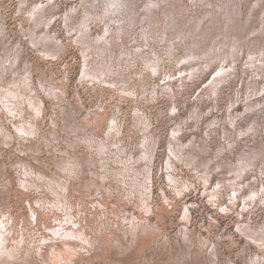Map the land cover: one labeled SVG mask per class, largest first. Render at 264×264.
Returning a JSON list of instances; mask_svg holds the SVG:
<instances>
[{"label": "rangeland", "instance_id": "rangeland-1", "mask_svg": "<svg viewBox=\"0 0 264 264\" xmlns=\"http://www.w3.org/2000/svg\"><path fill=\"white\" fill-rule=\"evenodd\" d=\"M149 1L134 0L137 13L133 16L115 12L117 16L122 13L120 20L112 22L109 40L103 43L108 49L105 55L110 69L98 78L84 76L83 50L87 43L79 33L84 13L82 0H0V69L5 52L17 51V66L31 64L32 79L43 103L40 112L33 111L36 130L24 135L26 140L18 137L14 127L15 137L9 143L4 142L7 136L0 135V157L8 166L23 157L42 169L55 171L56 147L65 149L69 145L64 111L72 110L87 133L95 136L92 143L98 149V142L108 141L111 118L117 114L121 119L117 138L122 140L124 149L120 155L129 159L136 154L138 158L144 151V133L137 121L142 113L148 124L146 132L153 136L152 141L155 139L150 143L153 155L150 176L146 178L148 199L135 190L138 187L124 185L111 174L103 179L105 173L98 154L87 141L78 138L76 148L70 150L84 160L83 172L79 178L68 181V213L89 236L97 238L100 247L92 254L76 246H61L60 253L69 264H212L210 250L217 243V264H252L256 253L264 254V242L251 240L239 225L249 223L263 228L264 185L255 183L262 198L252 199L249 184L257 179L264 160L257 158L255 170L250 168L242 174L237 191L228 179L233 177L229 172L231 165H238L241 154L251 151L257 155L250 146L262 150L259 157L264 158V0H156L162 8L168 7L166 12L173 10L175 20L164 9L154 16V10L147 7ZM42 2L52 3L46 14V18L54 14L49 27L47 23L37 25L28 14ZM100 4L104 6L103 2ZM76 6L81 7V12L71 14L66 21L67 13ZM235 8L240 9V33L236 23L229 19V12ZM198 19H202L199 35L192 37L189 31ZM90 25L93 37L105 32V22L100 19L90 18ZM30 30L40 35L52 30L62 48L54 56L45 54L31 42ZM238 34L241 40L234 47ZM196 45L208 53L215 48L219 56L213 58V54H208L191 60ZM149 53L155 57V63L144 59ZM42 70L47 77L46 91L39 85ZM51 87L58 92L56 96L51 94ZM250 97L256 104L251 110L246 105ZM233 111L234 116L240 113L244 118L237 129L229 124ZM184 120L188 123L180 133L181 139L185 143L203 139L202 147L208 145V152L202 154L204 162L209 158L215 160L203 172L171 152L173 130ZM213 121L218 126L211 124ZM225 123L228 133L224 126H219ZM241 128L248 132L246 137L240 138ZM54 130L59 131L60 139L51 145L47 141L53 139ZM229 134L230 139L237 136L234 146L229 145ZM29 145L39 147V152L28 150ZM222 147L225 160L223 167L218 168L214 158ZM23 149L28 151L21 152ZM35 154L42 157L43 163L35 159ZM94 156L100 177L91 173L87 161ZM172 156L175 168L169 165ZM141 163L139 167L147 165L142 160ZM208 171L210 176L205 174ZM12 174L13 183L4 195L2 210L11 218L14 230L28 239L38 238L40 233L48 236L46 226L54 223V217L34 203L38 197L35 189L21 186L16 173ZM172 174L179 182L171 178ZM222 178L226 181L221 183ZM31 202L38 209L35 215ZM62 216L67 217L65 213ZM186 235L191 248L184 239ZM181 247L189 248L191 255L178 260L175 257L180 256Z\"/></svg>", "mask_w": 264, "mask_h": 264}, {"label": "bare ground", "instance_id": "bare-ground-1", "mask_svg": "<svg viewBox=\"0 0 264 264\" xmlns=\"http://www.w3.org/2000/svg\"><path fill=\"white\" fill-rule=\"evenodd\" d=\"M21 2H25V0H21ZM101 2L104 3L103 7H101ZM134 3V0H82L81 7L84 13L82 14L83 19L82 21H80L81 26H79V33L84 39H86L84 40V43H87L83 50L85 58L84 76H97L99 78L101 76H104L105 72H108V70L110 69L109 61L106 56L108 55L106 54L108 49L107 47H104V44L109 40L110 35L108 34L112 31V22L116 23L120 20L119 17L122 13L117 16L115 12H128L130 16H133L137 13ZM51 7L52 3L49 5V3L42 2L40 4H36L34 10L30 11L31 13L28 14H30V17L33 18L37 25L47 23L49 27L50 23L54 20V14L51 15L50 18H46V14L51 9ZM81 7H73L71 11L67 13L66 21L70 19L71 14L81 12ZM147 7L149 11L154 10V16H158V11H160L161 9H164L165 13V9L168 8L166 6L162 8L159 4V1L156 0L149 1ZM99 8H101L100 12H98ZM166 13L168 15H172L173 20L176 19L174 17V12L172 9H170ZM239 15L240 9L238 8H235L234 11L229 12V19L236 23L238 33H240V31L242 30V25L239 24L240 20H238ZM93 17L105 22L106 29L102 36L98 35L97 37H93L90 33V18ZM149 17L150 16L148 15V18ZM201 22L202 19H198V22H195L192 28H190L189 33L190 35H192V37H196L199 35L197 31L200 28ZM121 28L122 26L118 25V30H121ZM1 31L2 30L0 29V32ZM185 37L186 33L184 34L183 39H185ZM30 38L32 40L31 42H33L34 45L38 46V48L40 49L42 48V51L45 54L51 56H54L56 52L62 48V43L58 40L56 34L52 33V30H47L41 35L38 34L36 30H30ZM240 40V34H238L237 38L235 39L236 42L234 44V47L237 46ZM96 41L99 42L97 43ZM194 43L196 44L197 42ZM191 53H193V56L189 57L191 58V60L204 58L208 54H213V58L219 56V54L216 53L215 48H212L211 53H208L207 49L203 50L202 48H197V45L192 49ZM18 59L19 54L17 53V51H15V54L6 51L3 55V58L1 59L2 66L0 69V114H2V116L0 117V135L2 134L4 136H7L8 140H4L5 143H9V140L15 137L12 127H14L18 132V137L23 136L22 138L25 140L27 138L24 135L28 136L29 132L32 133L36 130V128H34L33 126V123H35L33 122V111L40 112L42 110L43 104L41 99L39 98L36 84L32 79L31 64L27 62L25 64V67H18ZM91 59H95L96 62H92ZM144 59L150 61L151 63L156 62L155 57H152L150 53L147 56H144ZM152 67L155 68V66ZM46 78L47 77L42 70L41 76L39 77V85L42 89H45V91L46 87L44 82L47 80ZM216 80L213 81L216 82ZM214 82L212 84H214ZM51 88L53 89L51 94L56 96L58 92L53 87ZM251 98L252 97H250V99H248V102L246 103L247 109L250 110L253 109L256 105L252 102ZM257 104L260 105L261 102H257ZM231 106L233 108L234 104H232ZM137 109L138 111H140L139 108ZM69 112L64 111L65 126L67 133L69 134L66 139L69 145L68 147L66 146L65 149L56 147L55 155L57 160L55 163L57 169L55 171L51 169H42L41 167L36 166L23 157L18 158V160L16 161H12L8 166L4 163L5 160L3 161V159H1L0 157V264H69V262H67V259L64 257V254L60 253L62 252L61 246H65L67 247V249H71L72 247L76 246L77 248L79 247L85 252L87 251L88 253L92 254L98 251L100 243H98L97 238L89 236L86 230L80 227V222H78L77 224L72 214L68 213L70 206L68 198L65 196V192L68 189V181L70 179L79 178L81 176V173L83 172L82 166L84 164V160L80 158L77 153L70 150L76 148L75 142L78 141V138L87 141L89 148L91 147L92 150H95V152L98 154V160L102 162L101 166L103 169V173H105V175H103V179L110 178L111 174L115 176V178L117 177V180L124 185H129V187L132 188L138 187L135 190L137 192H140L146 200L148 199L149 193L148 184H146V178L150 176L149 162H151L153 155V148L151 149L150 143L153 136H151L150 133L146 132L145 128H148V124L141 117L142 113L138 114L137 121L140 125V130L144 133L143 154L138 158L136 157V154H132L129 159H124V157H122L123 155H120L122 152H124L123 146L121 145L122 140L120 139V137L117 138V136L119 135L117 133H120L118 127L121 123V121H119L121 119L117 114L111 118V125L109 126V131L107 132V137L110 138L111 135H114L115 139L108 138V141L102 139L101 142H98V149L94 147V144L92 143V141H95V136L93 134L89 135L87 133L85 126L80 124L79 120H77V117L72 110H70ZM240 116V113H237V116H234V111L230 112L229 124L237 129L238 126L242 125V120H244V118L242 119V117ZM195 119L196 121L200 119L199 113H197ZM185 123H188V120H184L183 122L177 124V127L173 130V135L170 139L171 152L177 159L186 161L187 164L192 165L196 170H198V172H203V170L205 168H209L210 164L215 160L209 158L206 162H204V157L202 154L204 152H208V145L202 147L203 139L196 140L194 138L190 140L189 143H185V141L181 139L180 133L184 129ZM141 124H144V126ZM211 124H214V126H218V123L214 121L211 122ZM219 126H224L225 133L229 132L226 123L224 125L220 124ZM257 126L258 123H255L253 126V130L256 131ZM247 134L248 132L243 131L242 128L239 130L240 138H243V136L246 137ZM231 137L232 136L229 134L227 139H229V145L234 146L235 144H237V136H235L234 139H230ZM52 138L53 139L49 138L47 143L53 145L54 141H58L60 139L59 131L57 132V130H54V132L52 133ZM153 141H155V139H153ZM26 148L28 150H34V153H37L40 150L37 146L33 147L29 145L26 146ZM250 148L254 152H256L257 155L252 154L251 151L245 152L240 155L238 165L236 166L235 164H232L230 167L229 172L234 178L230 177L228 179V183L232 186L235 185L234 187L236 191L238 190L237 185L240 184L239 179L241 178L242 174L250 168L251 171L255 170V167H257V158L258 161L264 160V158L259 157L262 150L254 148L253 146H250ZM28 150L23 149L21 152H26ZM57 152H60L59 154L61 156L58 155ZM223 152L224 148L222 147L221 149L217 150V154L214 158L216 159L218 168H222L224 165L223 161L225 159L222 155ZM173 156L170 157L169 165L170 167L175 168L176 164L174 163L175 160ZM96 158L97 157L94 156L93 158L87 159V161L90 165L91 173L99 175L100 177L102 173L101 171L96 170L98 162ZM35 159L38 162L43 163L42 157L37 154H35ZM141 160L143 162H147V165L139 167L140 165H142ZM117 166L120 167L117 168ZM259 170L260 173L258 171L256 175L257 179L255 178V182L250 184L248 183L249 188L252 189V194H250V198L252 199H255L257 197L262 198V196L256 190L255 183H258V185H264V161ZM12 172L16 173L17 180L21 186L27 189H35L38 197L34 201V203L38 204V206L43 209L49 217H54V223L46 226L49 234L48 236L47 234L43 235L42 233H40V237H33V239H28L24 236L23 233H19V231L14 230V224L10 223L11 218L8 217L7 213L2 210L1 207L4 204V195L9 190L10 185L13 183ZM205 174H207V176H210L211 172L208 171ZM176 177L177 176L173 174L171 175V178H173L176 182H179L178 178L176 179ZM225 181L226 178H222L219 182L222 183ZM262 189L263 190L261 191L262 193H264V187ZM34 203L31 202L30 208L35 215L38 209L36 208ZM147 208L150 209L149 203L147 204ZM51 213L52 215H50ZM64 213L67 215V217L64 216L63 218L62 215ZM262 227L263 228L259 229L249 223H243L239 225V229L243 234H245L253 241H260V243L264 242V225ZM184 239L187 242L188 247L191 248L190 237L186 235ZM103 247L106 246L103 245ZM181 248L182 249L180 251V256L175 257L178 260H182L185 256L187 257L191 255L189 248ZM216 253L217 243H215L210 250V261L212 262V264H217V262L215 261ZM51 255H53L56 260H52ZM255 255L257 259L255 262L253 261L252 264H264V254L256 253ZM67 257H69V255ZM90 258H92V255ZM57 259L60 260V262H57Z\"/></svg>", "mask_w": 264, "mask_h": 264}]
</instances>
